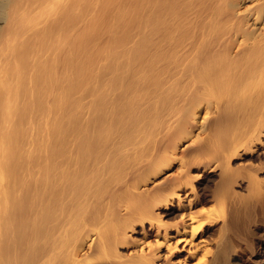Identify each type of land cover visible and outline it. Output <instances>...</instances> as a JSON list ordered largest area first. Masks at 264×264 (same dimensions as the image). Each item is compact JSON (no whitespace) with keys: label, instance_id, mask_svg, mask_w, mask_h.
Listing matches in <instances>:
<instances>
[{"label":"bare ground","instance_id":"obj_1","mask_svg":"<svg viewBox=\"0 0 264 264\" xmlns=\"http://www.w3.org/2000/svg\"><path fill=\"white\" fill-rule=\"evenodd\" d=\"M0 264H264V0H0Z\"/></svg>","mask_w":264,"mask_h":264}]
</instances>
